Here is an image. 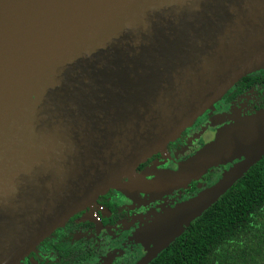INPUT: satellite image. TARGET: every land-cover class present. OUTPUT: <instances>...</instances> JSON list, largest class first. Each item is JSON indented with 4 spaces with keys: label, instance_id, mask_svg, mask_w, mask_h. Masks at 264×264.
I'll use <instances>...</instances> for the list:
<instances>
[{
    "label": "water",
    "instance_id": "95a60500",
    "mask_svg": "<svg viewBox=\"0 0 264 264\" xmlns=\"http://www.w3.org/2000/svg\"><path fill=\"white\" fill-rule=\"evenodd\" d=\"M258 69L264 0H0V264L112 188L159 191L243 155L145 230L147 264L261 158L264 119L175 172L123 178Z\"/></svg>",
    "mask_w": 264,
    "mask_h": 264
},
{
    "label": "flooded vegetation",
    "instance_id": "af4514ba",
    "mask_svg": "<svg viewBox=\"0 0 264 264\" xmlns=\"http://www.w3.org/2000/svg\"><path fill=\"white\" fill-rule=\"evenodd\" d=\"M258 115L264 119V69L237 80L174 140L150 155L123 181L128 184L140 177L149 182L160 174L175 172L214 141L222 129ZM244 159L241 155L210 165L196 176L155 192L112 188L49 233L19 264H136L150 249L142 239L148 227L212 187ZM197 217L184 226L180 235Z\"/></svg>",
    "mask_w": 264,
    "mask_h": 264
},
{
    "label": "trees",
    "instance_id": "16d2710c",
    "mask_svg": "<svg viewBox=\"0 0 264 264\" xmlns=\"http://www.w3.org/2000/svg\"><path fill=\"white\" fill-rule=\"evenodd\" d=\"M149 264H264V155Z\"/></svg>",
    "mask_w": 264,
    "mask_h": 264
}]
</instances>
